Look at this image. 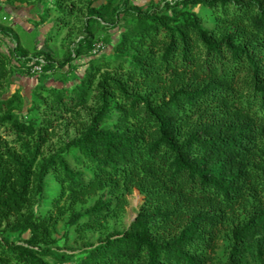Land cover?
I'll list each match as a JSON object with an SVG mask.
<instances>
[{
	"label": "trees",
	"instance_id": "16d2710c",
	"mask_svg": "<svg viewBox=\"0 0 264 264\" xmlns=\"http://www.w3.org/2000/svg\"><path fill=\"white\" fill-rule=\"evenodd\" d=\"M7 1L67 29L38 75L88 60L74 85L10 91L32 73L0 23L15 43L0 48V264H264V0ZM66 120L77 135L45 151ZM134 189L132 222L87 237ZM65 218L79 248L61 245Z\"/></svg>",
	"mask_w": 264,
	"mask_h": 264
},
{
	"label": "rangeland",
	"instance_id": "374dc122",
	"mask_svg": "<svg viewBox=\"0 0 264 264\" xmlns=\"http://www.w3.org/2000/svg\"><path fill=\"white\" fill-rule=\"evenodd\" d=\"M106 0H97L96 5H100L101 3L105 2ZM134 3L139 5H148L151 0H133ZM156 2H163L164 0H155ZM175 1V0H170ZM28 5V4H27ZM27 5H23L22 3L18 5L10 4L7 5L5 9H2V3H0V22L4 25L11 27L14 31L15 36L21 41L22 45L26 48L29 55H37L36 53L39 52L41 55L50 54L52 59L61 61L62 57L66 52V46L68 44L67 38V29L62 28L58 30V27L54 21L53 16L49 17L45 23H38L37 20L39 18V14H43V5H38V10L33 5L32 8L26 9ZM199 7L197 8V10ZM33 12L34 20L28 19L29 14L27 12ZM45 14V13H44ZM46 16V15H45ZM25 19L28 21H32L33 23V31H28L26 28H22L20 22L18 23L17 20ZM18 24V25H17ZM35 28V29H34ZM112 40L117 39L118 32L117 29H111ZM46 34L47 43L45 45L43 41V37ZM105 32L101 33V38L105 37ZM105 39V38H104ZM11 48L15 46V43L12 39H10ZM105 43V44H104ZM103 46L107 44L104 40ZM112 46L109 45L108 47L104 48V51L111 52ZM102 52V51H101ZM99 52V53H101ZM47 53V54H46ZM20 54V53H18ZM86 56H80L75 62H73L72 68L69 65L65 66L64 68L60 69L59 71H55L52 74L46 75H32L26 74L24 72H19L14 75L13 84L10 87V91H14L17 87H22L23 91L26 93L28 98H31L32 89L42 80H46V83L49 85H59L62 86L63 84L74 85L78 82L79 77L83 76L84 71L86 69L87 60ZM58 70V69H57ZM77 126L73 124L70 120H66L64 123L58 125L57 133L55 138L49 140L46 145L44 146V150L47 152L53 151L54 149L58 148L59 145L62 143L64 139H69L75 137L77 135ZM5 137L17 147L19 143L17 142L16 138L13 135H5ZM97 196H92L86 203H78L77 208L80 207H87L93 203L94 199ZM130 203L126 205L125 210L117 215H112L106 222H104L103 226L99 229H89L87 230L86 234L87 237H93V239H97L100 235H105L109 232L113 227L124 228L128 226L132 220L135 218L137 211L139 210L141 204L144 201V195L138 189H134V191L129 195ZM65 219H62L58 223L57 227V235L61 239V245H64L67 242L72 247L79 248L81 244L86 240L87 237L84 239L78 238L79 236L72 232L70 236V240L67 241L65 238V230H66V222ZM29 236V233H17L13 237L22 241ZM224 242L220 241V254L224 256L223 249H224ZM66 248V247H63ZM69 264V263H66Z\"/></svg>",
	"mask_w": 264,
	"mask_h": 264
},
{
	"label": "crops",
	"instance_id": "0c3cea01",
	"mask_svg": "<svg viewBox=\"0 0 264 264\" xmlns=\"http://www.w3.org/2000/svg\"><path fill=\"white\" fill-rule=\"evenodd\" d=\"M0 3H2V9H5L6 8V6L8 5H10V4H12V3H10V2H8L7 0H0ZM20 2H16L15 4L16 5H18ZM14 4V5H15ZM21 4V3H20ZM23 5H27L28 3H22ZM29 5V6H28ZM27 6L28 7H26V9L28 10V8H32L33 7V5L32 4H28ZM28 14H29V18L28 19H31V20H34V17H33V12L31 11V12H27ZM28 19L27 20H25V19H20V20H17V22L19 23L20 22V25L22 26V28H26L28 31H30V30H32L33 28V23H32V21H28ZM40 19V17L37 19V20H39ZM1 24H3L2 22H0ZM18 25V24H17ZM35 29V28H34ZM0 31H2L1 29H0ZM33 31V30H32ZM14 37L18 40V42L20 43V45L24 48V49H26L23 45H22V43H21V41L15 36V34H14ZM14 38V39H15ZM13 39V38H12ZM46 34H45V36L43 37V41L42 42H44V44H45V42H46ZM11 40H10V38H8L7 36H5V34H4V32H0V48H1V50L2 51H4V52H9L10 51V48H11ZM46 45V44H45ZM86 59H88V58H86ZM75 62V61H74Z\"/></svg>",
	"mask_w": 264,
	"mask_h": 264
},
{
	"label": "built area",
	"instance_id": "2783aa9c",
	"mask_svg": "<svg viewBox=\"0 0 264 264\" xmlns=\"http://www.w3.org/2000/svg\"><path fill=\"white\" fill-rule=\"evenodd\" d=\"M102 46H103V42L97 41L94 45L93 52L97 53L102 48ZM28 57H23L21 59H22V62L29 65L31 73L33 75H38L42 73L43 67L46 64V59L44 58V56L43 55H39V56L29 55Z\"/></svg>",
	"mask_w": 264,
	"mask_h": 264
}]
</instances>
